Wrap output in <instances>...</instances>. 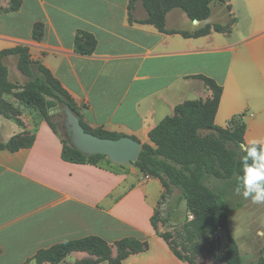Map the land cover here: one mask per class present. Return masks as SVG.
<instances>
[{
    "label": "crops",
    "instance_id": "1",
    "mask_svg": "<svg viewBox=\"0 0 264 264\" xmlns=\"http://www.w3.org/2000/svg\"><path fill=\"white\" fill-rule=\"evenodd\" d=\"M9 6L0 0V54L28 47L32 62L61 84L91 132L154 146L150 133L178 106L212 98L203 76L223 88L215 124L226 129L241 118L245 145L264 148V0H226L224 17L213 4L210 18L201 22L176 8L166 16L165 33L143 22L147 13L140 0L132 8L130 0H23L17 12ZM38 24L43 32L35 40ZM216 25L231 31L218 32ZM207 26L201 36L181 34ZM79 32L96 38L92 55L75 51ZM18 60H1L10 82L12 75L22 79ZM1 102L6 110L0 111V143L16 136L33 143L14 152L0 149V264H36L28 260L40 250L88 236L105 240L112 259L118 241L144 244L122 264H189L162 237L168 227L152 222L165 192L159 179L107 159L64 161L61 138L35 106L17 99L15 91L4 93Z\"/></svg>",
    "mask_w": 264,
    "mask_h": 264
},
{
    "label": "trees",
    "instance_id": "2",
    "mask_svg": "<svg viewBox=\"0 0 264 264\" xmlns=\"http://www.w3.org/2000/svg\"><path fill=\"white\" fill-rule=\"evenodd\" d=\"M10 12L20 10L23 0H8ZM139 0H130V8ZM147 13L144 23L154 25L160 32L165 30L166 16L173 9L183 10L192 21H206L211 15V4L216 0H140ZM226 1V0H219ZM231 28L222 30L215 26L218 32H230ZM209 26L195 33H181L185 37H195L207 34ZM42 25H36L33 33L35 40L42 37ZM75 51L84 56L92 55L97 48L96 38L87 33L79 32L75 39ZM18 56V70L28 78L24 85L9 81L8 69L1 60L5 56ZM206 87L212 91V98L189 101L175 109L173 117L164 120L150 133L154 146L142 145L135 167L140 169L147 178L159 179L165 189L159 204L162 206L171 195L179 190L180 200L185 202L193 219L187 220L182 227V244L177 247L171 243V236L163 233L162 237L169 243L175 255L182 261L195 264L194 258L207 251L222 264H244L240 249L231 234L229 227V209L225 200L205 184L207 177L230 180L236 177L235 185L245 186V172L254 163V153L259 154L263 147L246 146L244 143L245 125L241 118L234 119L231 126L224 129L215 124V117L221 100L223 88L213 79L199 77ZM15 91V97L24 103L35 106L58 135V125L53 123V115H49L48 98L53 99L62 107L69 106L78 113L74 100L64 90L61 84L42 65L32 62L28 47L18 46L5 50L0 54V97L4 93ZM6 105L0 103V111L5 112ZM15 116V112H13ZM79 114V113H78ZM9 116V115H8ZM82 124V123H81ZM83 125V124H82ZM84 127V125H83ZM85 128V127H84ZM87 132L102 138L118 139L123 135L106 131ZM212 132L203 135V132ZM68 136V134L66 133ZM59 136V135H58ZM135 139V138H133ZM63 143L62 158L64 161L77 164H98L105 156H86L74 149L68 137L61 139ZM136 140V139H135ZM33 138L16 136L8 143H0V149L17 151L32 145ZM227 143L236 147L245 146L242 156L230 150ZM264 189V181H257ZM169 220L160 209L152 222L166 225ZM223 232L228 246L218 253L215 245H219L217 234ZM117 257L112 259L111 246L98 236H88L78 240L56 244L48 249L40 250L33 259L36 264H60L72 252H88L97 257L89 264L109 261L110 264H122L127 257L144 247L135 239L118 241ZM27 262V263H28ZM259 264H264L263 254Z\"/></svg>",
    "mask_w": 264,
    "mask_h": 264
},
{
    "label": "rangeland",
    "instance_id": "3",
    "mask_svg": "<svg viewBox=\"0 0 264 264\" xmlns=\"http://www.w3.org/2000/svg\"><path fill=\"white\" fill-rule=\"evenodd\" d=\"M224 1L216 0L211 5H215L221 13V16L227 15V8L223 7ZM222 8V10H221ZM232 23L233 20H230ZM230 23V24H231ZM218 26V25H216ZM222 30H226V26H220ZM21 73V72H20ZM21 81L15 75L11 76V80L19 85H24L28 78L21 73ZM49 108L53 112V123L58 125V135L61 139L68 137L64 128V112L63 107L53 99L48 98ZM212 132L205 131L203 135ZM230 150L236 151L239 156L246 149L244 145L236 147L232 143H227ZM236 177L230 180H222L214 177H207L205 184L214 192L222 196L229 209V227L231 234L239 246L241 258L244 264H259V260L263 254L264 243V203H254L252 198L255 197L260 189L250 188L248 185L244 187L235 185ZM247 194V197H246ZM181 192L176 190L171 197L162 205L161 212L169 221L167 234L171 236V243L180 247L182 244V227L189 220L190 213L186 208L185 202L180 200ZM219 245H215L218 253H221L228 246V242L223 232L217 234ZM97 260V257L88 252H72L60 264H89ZM195 264H222L214 256L207 251L202 252L194 258Z\"/></svg>",
    "mask_w": 264,
    "mask_h": 264
},
{
    "label": "water",
    "instance_id": "4",
    "mask_svg": "<svg viewBox=\"0 0 264 264\" xmlns=\"http://www.w3.org/2000/svg\"><path fill=\"white\" fill-rule=\"evenodd\" d=\"M63 112L64 128L74 149L86 156H105L114 165L135 166L142 150L140 142L127 136L118 139L99 137L85 130L79 114L69 106H64Z\"/></svg>",
    "mask_w": 264,
    "mask_h": 264
},
{
    "label": "clouds",
    "instance_id": "5",
    "mask_svg": "<svg viewBox=\"0 0 264 264\" xmlns=\"http://www.w3.org/2000/svg\"><path fill=\"white\" fill-rule=\"evenodd\" d=\"M52 110H49V115H52ZM254 163L245 172V183L250 188L260 189L261 186L257 181H264V150L259 154L254 153ZM247 197V194H246ZM254 203H264V189L259 190L257 195L252 198Z\"/></svg>",
    "mask_w": 264,
    "mask_h": 264
},
{
    "label": "built area",
    "instance_id": "6",
    "mask_svg": "<svg viewBox=\"0 0 264 264\" xmlns=\"http://www.w3.org/2000/svg\"><path fill=\"white\" fill-rule=\"evenodd\" d=\"M161 209H162V206H160V211H161ZM191 219H193L192 215H190V217H189V220H191Z\"/></svg>",
    "mask_w": 264,
    "mask_h": 264
}]
</instances>
